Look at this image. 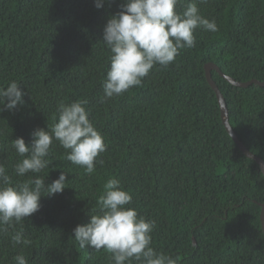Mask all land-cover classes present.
I'll list each match as a JSON object with an SVG mask.
<instances>
[{
	"label": "trees",
	"instance_id": "obj_1",
	"mask_svg": "<svg viewBox=\"0 0 264 264\" xmlns=\"http://www.w3.org/2000/svg\"><path fill=\"white\" fill-rule=\"evenodd\" d=\"M124 2L105 0L98 9L95 0H0V87L17 82L25 101L0 111V164L13 182L33 174L13 175L21 157L12 140L31 143L34 130L55 124L61 101H86L106 144L102 163L88 174L54 140L39 175L50 184L63 171L66 188L44 193L40 210L15 225L30 244L14 247L12 230L0 233V264H15L20 253L28 264H112L109 253L80 247L73 233L99 211L109 179L132 194L130 207L140 216L156 221L152 246L178 264H264V173L227 131L205 71L214 63L237 81H264V0H195L219 30L198 29L194 48L101 102L111 56L103 29ZM190 2L181 0L176 10ZM211 74L233 130L264 160V86L240 87Z\"/></svg>",
	"mask_w": 264,
	"mask_h": 264
},
{
	"label": "clouds",
	"instance_id": "obj_2",
	"mask_svg": "<svg viewBox=\"0 0 264 264\" xmlns=\"http://www.w3.org/2000/svg\"><path fill=\"white\" fill-rule=\"evenodd\" d=\"M111 3L112 0H107ZM181 0H125L121 11L111 16L103 29L102 41L110 50V68L103 82L104 96L101 102L119 97L129 89L140 86L151 70L159 65L167 67L175 61L180 51L196 46L195 32L218 31L217 22L203 16L195 0L188 3L183 12L177 6ZM206 0H200L205 3ZM105 0H95L99 9ZM24 92L12 81L0 87V111H15L23 106ZM86 101H63L57 105L58 120L47 127L31 133V143L23 137L12 140L21 160L14 166L13 175L24 177L33 174L23 183H14L6 168L0 164V233L9 232L13 246L30 244L15 225L38 212L42 196L63 193L67 174L61 172L50 184L39 175L48 168L46 158L58 141L70 150L67 159L82 166L88 174L96 170L101 153L106 151L103 135L90 120ZM104 194L99 197L96 213H91L90 222L77 225L74 237L82 248L104 250L110 254L112 264H178L177 258L158 252L152 246L155 220H146L130 207L132 194L122 187L118 179H109L104 185ZM15 264H28L23 253L13 257Z\"/></svg>",
	"mask_w": 264,
	"mask_h": 264
},
{
	"label": "water",
	"instance_id": "obj_3",
	"mask_svg": "<svg viewBox=\"0 0 264 264\" xmlns=\"http://www.w3.org/2000/svg\"><path fill=\"white\" fill-rule=\"evenodd\" d=\"M212 70L218 71L219 74L221 76H223L227 81H229L233 85L240 86V87H247V86H249V85H251L253 83H255L257 85H260V86H264V81H260V80H257V79H252V80L247 81V82H240V81H237L236 79H234L231 76L225 75L219 69V67L216 64H214V63H208V64L205 65V71H206L207 80H208L210 86L213 88V90L216 93L217 100H218V103H219V106H220V109H221L222 120H223V123L225 124V127H226L227 131L229 132V134L231 135L233 140L237 143V145L239 146L241 151H243V153L245 155H247V157L255 160L260 165V168H261L262 172L264 173V160L261 159L260 157H257L256 155H254L243 144V142L239 139V137L237 136V134L233 130V128H232V126H231V124L229 122V110H228V107H227L226 99H225L223 93L220 91V89H219L218 85L216 84V82L213 80V77H212V74H211ZM261 220H262V227H263V231H264V203L262 204Z\"/></svg>",
	"mask_w": 264,
	"mask_h": 264
}]
</instances>
